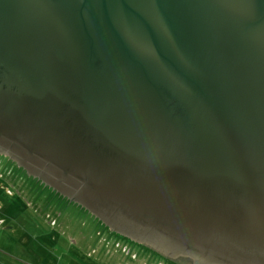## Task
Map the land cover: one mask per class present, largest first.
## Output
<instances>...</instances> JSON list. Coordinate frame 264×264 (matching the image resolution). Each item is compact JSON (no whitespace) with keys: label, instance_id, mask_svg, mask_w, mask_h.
Wrapping results in <instances>:
<instances>
[{"label":"water","instance_id":"95a60500","mask_svg":"<svg viewBox=\"0 0 264 264\" xmlns=\"http://www.w3.org/2000/svg\"><path fill=\"white\" fill-rule=\"evenodd\" d=\"M0 154L178 264H264V0H0Z\"/></svg>","mask_w":264,"mask_h":264},{"label":"rangeland","instance_id":"374dc122","mask_svg":"<svg viewBox=\"0 0 264 264\" xmlns=\"http://www.w3.org/2000/svg\"><path fill=\"white\" fill-rule=\"evenodd\" d=\"M21 173L23 174V178L19 177L16 172L13 173L12 178L14 179V185H11L9 180L5 177L0 176V222L1 224L4 223L5 225L11 226L14 230L10 232L9 230L11 229L7 227L2 228L0 226V253H13L15 256L22 255L26 259H29L32 258L31 254L16 250L15 246L17 239L25 237L33 244L37 245L38 243L35 241H40L43 245L52 247L57 242H60V245H64V243L67 242V238L65 235H61L60 230L46 223L45 219L40 215V211L37 212L38 204L46 210L54 205V190L50 187L43 186L42 183L36 181L35 178L29 174ZM8 190L10 192H8ZM53 207L55 208L57 206ZM57 208L56 212L63 209L61 207ZM53 210H51V212ZM76 210H79V212L73 215V217L77 219V222H80L82 213L87 217V225L91 227L93 224L95 231L97 229H100V231H107L109 240L123 238L121 234L109 231L111 229L107 228V226L97 217L93 216V214L86 212V210ZM3 229H5V232ZM56 232H58V234ZM91 244L94 243H90V245ZM76 247L77 250L75 253H67L65 247H59L58 250L53 249V251L57 256L63 258L61 263L67 261L69 264H89V262L101 264L96 263L95 254L98 253V249H93L89 256L88 252L90 248H92L91 246L85 245L84 249L79 246ZM133 247L141 254L142 245H133ZM99 248L102 249V245H100ZM78 250H80V252ZM94 255L95 257H93ZM157 256L158 259H162L165 262L163 264H178L167 257H163L159 254ZM143 264H145V262Z\"/></svg>","mask_w":264,"mask_h":264},{"label":"flooded vegetation","instance_id":"af4514ba","mask_svg":"<svg viewBox=\"0 0 264 264\" xmlns=\"http://www.w3.org/2000/svg\"><path fill=\"white\" fill-rule=\"evenodd\" d=\"M0 156L3 157V158L0 157V176L5 177L7 180H9L11 185H14L15 184L14 179L12 178L13 173L16 172V174H18L19 177L23 178V174L21 172L25 174L26 171L23 168L19 167L9 157L1 154ZM35 180L39 181V183H42L37 178H35ZM42 185L46 186L44 183H42ZM8 192L10 191L8 190ZM53 195H54L53 206L61 207L63 209L56 212V210L58 209L57 207L54 208L53 206H50L48 210H46L44 209V207H41V205L38 204L37 212L40 211V215H42L46 223H48L51 227L55 229L57 228L58 230L61 231L62 234L68 233L65 236L69 244L68 243L66 244L69 245V249L72 248V250L68 249L66 250L67 252L75 253V251L77 250L76 246H79L81 242L83 243V246L86 245L92 247L88 252L89 256L93 249L95 250L98 249V253L95 254L96 257L95 255L93 257H95L96 260H101V264H143L144 262L145 263L148 262L149 264L165 263L162 259H158L157 255L158 254L161 255V253H158L157 251L141 243H138L124 235H121L123 236V238L109 240L107 231L104 230L100 231V229H97L95 231L93 224L91 227L90 225H87V217L84 216V214L82 213H81L82 218L80 222H77L76 221L77 219L73 217V215H76L79 212V210L76 209H81L82 211L86 209L81 207L79 204L69 200L67 197H64L63 195L59 194L55 190ZM51 210L53 211L51 212ZM86 212L89 211L86 210ZM0 226L2 228L11 227L5 225L4 223L3 224L0 223ZM107 228L109 227L107 226ZM64 229L65 231L63 232ZM109 231L115 232L112 229ZM90 243H94V244L90 245ZM100 245H102V249L99 248ZM133 245H142L141 254L135 249V247H133ZM78 251L80 252V250ZM174 260L179 261V258Z\"/></svg>","mask_w":264,"mask_h":264},{"label":"crops","instance_id":"0c3cea01","mask_svg":"<svg viewBox=\"0 0 264 264\" xmlns=\"http://www.w3.org/2000/svg\"><path fill=\"white\" fill-rule=\"evenodd\" d=\"M9 229H11L9 230L10 232L14 231L12 227H9ZM3 231L5 232V229H3ZM64 231L65 229L63 230V232ZM56 233L58 234V232ZM67 234L68 233L63 235H67ZM35 242H37L38 244L36 245L31 243L25 237L22 239H17L15 246L16 250L24 252L26 254H31L32 258L26 259L22 255L15 256L13 253L4 252L3 254L0 253V264H69L67 261L61 263L63 258L57 256L53 251V249L58 250L59 247H65V249L68 250L69 245H67L66 243L69 244V242H65L64 245H60V242H57L52 247H47L46 245H43L40 241H35ZM79 247L84 249L85 245L83 246V243L80 242ZM69 250H72V248ZM96 263H101V260H96ZM89 264H93V263L89 262ZM145 264H149V263L147 262Z\"/></svg>","mask_w":264,"mask_h":264},{"label":"bare ground","instance_id":"6f19581e","mask_svg":"<svg viewBox=\"0 0 264 264\" xmlns=\"http://www.w3.org/2000/svg\"><path fill=\"white\" fill-rule=\"evenodd\" d=\"M82 207V206H81ZM162 255V254H161ZM165 257V256H164Z\"/></svg>","mask_w":264,"mask_h":264}]
</instances>
